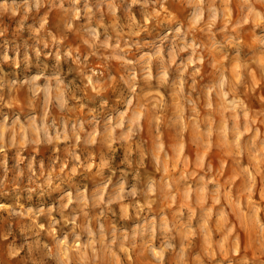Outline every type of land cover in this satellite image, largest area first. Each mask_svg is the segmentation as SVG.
Segmentation results:
<instances>
[{
  "label": "rangeland",
  "instance_id": "obj_1",
  "mask_svg": "<svg viewBox=\"0 0 264 264\" xmlns=\"http://www.w3.org/2000/svg\"><path fill=\"white\" fill-rule=\"evenodd\" d=\"M0 264H264V0H0Z\"/></svg>",
  "mask_w": 264,
  "mask_h": 264
}]
</instances>
